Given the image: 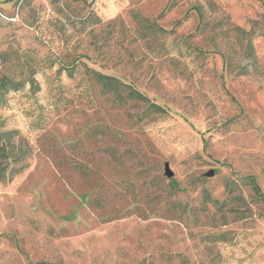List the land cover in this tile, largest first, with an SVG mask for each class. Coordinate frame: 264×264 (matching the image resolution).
Here are the masks:
<instances>
[{
	"label": "rangeland",
	"instance_id": "1",
	"mask_svg": "<svg viewBox=\"0 0 264 264\" xmlns=\"http://www.w3.org/2000/svg\"><path fill=\"white\" fill-rule=\"evenodd\" d=\"M3 79L33 154L0 183V264H264V0H0Z\"/></svg>",
	"mask_w": 264,
	"mask_h": 264
},
{
	"label": "trees",
	"instance_id": "2",
	"mask_svg": "<svg viewBox=\"0 0 264 264\" xmlns=\"http://www.w3.org/2000/svg\"><path fill=\"white\" fill-rule=\"evenodd\" d=\"M202 18L203 12L201 6L195 7ZM135 18H139L138 12L134 15ZM143 21H148L147 18H139ZM147 29L152 32H165V30L154 22H147ZM244 41L246 37V31L239 26L234 28ZM244 35V38L242 37ZM246 50L251 51V42L248 40L246 44ZM79 59L75 60L71 67L66 66L70 76H73L74 69ZM91 75L92 80L98 84L104 94H111L120 105H126L133 103L135 105H143L146 113H166V109L151 101V99L140 91L136 84L132 81H125L121 77L112 74H105L92 68L87 70ZM243 73H247V70L243 68ZM23 86L21 81H8L3 79L0 82V102L3 100V93L12 87L14 90H18ZM144 115L136 116L135 123L143 121ZM32 148L29 145L25 137H23L18 129H2L0 126V183L12 181L17 175L21 174L30 166V159L32 157ZM252 179L254 189L260 194V189ZM171 183L178 187V183L175 179L171 178Z\"/></svg>",
	"mask_w": 264,
	"mask_h": 264
},
{
	"label": "water",
	"instance_id": "3",
	"mask_svg": "<svg viewBox=\"0 0 264 264\" xmlns=\"http://www.w3.org/2000/svg\"><path fill=\"white\" fill-rule=\"evenodd\" d=\"M165 173L167 175L168 178H172L173 177V172L172 170L170 169L169 165L166 164V167H165ZM215 174V171L214 170H211L208 172V176H213Z\"/></svg>",
	"mask_w": 264,
	"mask_h": 264
}]
</instances>
